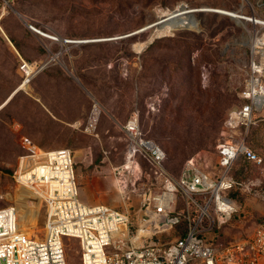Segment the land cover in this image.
<instances>
[{"label":"rangeland","instance_id":"1","mask_svg":"<svg viewBox=\"0 0 264 264\" xmlns=\"http://www.w3.org/2000/svg\"><path fill=\"white\" fill-rule=\"evenodd\" d=\"M243 3L0 0V107L21 87L0 110V209L17 206L23 217L21 231L44 239L46 203L13 176L20 158L32 150L68 149L85 204L92 199L96 202L89 205L106 204L134 214L142 207L140 194L161 189V181L142 158L125 169L128 140L123 128L137 115L144 137L167 153L166 171L175 178L193 158L218 174V146L229 140H245L262 158L261 163L236 161L231 174L240 186L231 196L238 211L220 230L205 235L221 251L247 241L264 220V119L257 115L249 130H228L225 124L229 113L244 102L243 83L261 27L200 12L198 29L154 38L153 28L143 30L166 10L239 11ZM244 9L247 16L264 19V0H246ZM22 61L36 70L25 88ZM95 105L101 112L96 132L88 134L84 128ZM119 171L125 176L123 185ZM187 231L183 220L149 242L168 244ZM66 253L69 264H81L79 241L66 240Z\"/></svg>","mask_w":264,"mask_h":264},{"label":"built area","instance_id":"2","mask_svg":"<svg viewBox=\"0 0 264 264\" xmlns=\"http://www.w3.org/2000/svg\"><path fill=\"white\" fill-rule=\"evenodd\" d=\"M258 25L261 32L253 42L243 83L244 102L229 113L225 124L228 130L238 126L249 130L257 122V115L264 119L263 18ZM30 28L43 34L33 26ZM65 41L79 44V41ZM20 68L28 76L29 64L23 61ZM100 112L95 105L84 128L86 133L96 132ZM123 129L128 140L127 160L132 163L138 157L146 160L154 177L161 181L159 192L149 189L140 194L138 226L133 227L131 212L106 204L87 205L80 199L75 158L70 150H32L20 158L13 178L46 203V237L37 240L21 231L17 206L0 209V264H69L66 240L79 241L81 264H264V220L247 241L224 251L205 236L220 230L238 211L231 196L240 186L231 174L236 161L244 156L249 162H262L245 140H229L218 146V165L223 169L218 174L208 172L193 158L183 174L175 178L166 171L165 150L144 137L137 115ZM118 173L119 184L123 185L125 176L122 171ZM168 217L185 220L186 234L168 244L149 242L158 233L174 227L160 226Z\"/></svg>","mask_w":264,"mask_h":264},{"label":"bare ground","instance_id":"3","mask_svg":"<svg viewBox=\"0 0 264 264\" xmlns=\"http://www.w3.org/2000/svg\"><path fill=\"white\" fill-rule=\"evenodd\" d=\"M243 2H244L243 6L241 7V9L239 11H230V10L218 9V8L212 9V10H217V11L232 15L233 17L237 18V20L240 23H243V24H245L246 22H252L254 24H259L260 19L258 17L247 16L246 11L244 9V5H245L246 0H243ZM198 10H201V9H198ZM202 10H211V9L204 8ZM166 17H169V18H167L164 21L160 22L159 24L153 26V29H154L153 38L158 37V36L173 35L172 33H174V31L178 30V29H183V28H185V29H198L199 28L198 21L196 19V14H190L188 12H183V9L178 10L174 13H172L171 11L167 12V10H166V13L161 15L159 20L166 18ZM44 36H47V35L45 34ZM48 38L51 39V37H49V35H48ZM35 72H36V70H34V68L31 66L30 70H29V74H28L24 84L22 85L23 88L28 87V85L30 84L31 79L33 77V74ZM20 89H21V87H20ZM20 89L18 88V91ZM8 99H10V98H8ZM7 102H8V100L0 107V110L7 104ZM131 164H132L131 161L127 162V169H131ZM22 220H23V217L20 214V225H21Z\"/></svg>","mask_w":264,"mask_h":264},{"label":"water","instance_id":"4","mask_svg":"<svg viewBox=\"0 0 264 264\" xmlns=\"http://www.w3.org/2000/svg\"><path fill=\"white\" fill-rule=\"evenodd\" d=\"M184 8H186V7H180V8H178V9H175V10H172L171 12L172 13H174V12H176V11H178V10H181V9H183V12H188V13H190V14H196V13H200V12H215V11H213V10H198V9H184ZM16 12V11H15ZM225 15H228V16H230V17H233L232 15H229V14H227V13H224ZM18 15H19V13H18ZM172 16V15H171ZM170 16V17H171ZM167 18H169V17H166V18H163V19H161V20H158V21H156L155 23H153V24H150V25H148V26H146L143 30H149V29H151V28H153V26H155V25H157V24H159L160 22H162V21H164L165 19H167ZM233 18H235V17H233ZM42 69H44V67H42ZM41 69V70H42ZM17 92H18V90L16 91V92H14L13 94H12V96L10 97V99H8V102H10L11 100H12V98L17 94ZM7 102V103H8ZM180 218H171V217H168L167 219H166V221L164 222V223H162L160 226H163V225H165V224H169V225H176V224H178L179 222H180Z\"/></svg>","mask_w":264,"mask_h":264},{"label":"crops","instance_id":"5","mask_svg":"<svg viewBox=\"0 0 264 264\" xmlns=\"http://www.w3.org/2000/svg\"><path fill=\"white\" fill-rule=\"evenodd\" d=\"M89 190H91V189H89ZM89 190H86L87 193H88ZM86 202L89 203V204H92V203H94V202H96V201H94V200H92V199H89V200H87ZM89 204H87V205H89ZM139 205H140V204H139ZM139 209H140V208H138V210H137L134 214L131 213L132 220H133V221H136V224H139V222H140L141 212H140ZM135 216H136V218H135Z\"/></svg>","mask_w":264,"mask_h":264},{"label":"trees","instance_id":"6","mask_svg":"<svg viewBox=\"0 0 264 264\" xmlns=\"http://www.w3.org/2000/svg\"><path fill=\"white\" fill-rule=\"evenodd\" d=\"M8 39H9V38H8ZM73 41H76V40H73ZM12 42H13V44H14L17 48H19L18 45H17V42H16L14 39L12 40ZM12 42H11V43H12ZM22 63H23V61H22ZM22 63H21V65H22ZM26 63H27V62H26ZM21 65H20V66H21ZM15 91H16V90H15ZM15 91H14V92H15ZM14 92H13V93H14ZM18 92H19V91H18ZM18 92H17V93H18ZM13 93H12V94H13ZM16 95H17V94H16ZM16 95H15V96H16ZM15 96H14V97H15ZM10 97H11V96H10ZM10 97H9V98H10ZM14 97H13V98H14ZM13 98H12V100H13ZM12 100H11V101H12ZM11 101H10V102H11ZM10 102H8L6 105H8ZM6 105H5V106H6ZM5 106H4V107H5ZM4 107H3V108H4ZM147 139H148V138H147ZM248 146H249V145H248ZM249 147H250V146H249ZM250 148H251V147H250ZM166 154H167V153H166ZM240 158H244L246 161H248L244 156H241ZM167 159H168V155H167ZM167 159H166V161H165V167H166ZM144 161H146V160H144ZM146 162H147V161H146ZM248 162H249V161H248ZM147 163H148V162H147ZM148 165H149V164H148ZM149 166H150V165H149ZM150 169H151V167H150ZM232 176H233V175H232ZM233 178H234V177H233Z\"/></svg>","mask_w":264,"mask_h":264}]
</instances>
